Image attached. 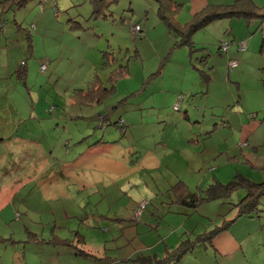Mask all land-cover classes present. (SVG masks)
Here are the masks:
<instances>
[{"label":"rangeland","instance_id":"374dc122","mask_svg":"<svg viewBox=\"0 0 264 264\" xmlns=\"http://www.w3.org/2000/svg\"><path fill=\"white\" fill-rule=\"evenodd\" d=\"M193 1L185 0V4ZM214 1L219 0L210 3L225 5L233 0ZM157 10L156 0H98L96 9L90 0H27L22 7L16 0H0V193L5 196L24 179L19 185L20 195L27 208L41 212V219L51 211L59 219L68 215L60 200L54 201V206L37 204V198L42 200L41 193L44 197L52 193L56 198L70 199V219L62 224L65 228L60 235L73 239L76 247L81 243L74 237L78 232L97 249L92 236L110 226L99 254L114 262L125 251L152 241L158 244L151 249L158 253L154 258L159 260L166 253L164 244L176 246L183 237L210 234L222 226L214 237L222 241L230 236L247 238L243 251L223 263L208 243H199L190 257L193 262L209 259L218 264H264V230L260 231L264 225V195L259 197V211L252 210L251 217L224 223L248 193L246 182L259 183L264 177V159L246 158V152L254 154V143L263 145L258 156H264V52L257 51L260 61L250 57L241 60L239 56L242 67L227 73L226 67L215 62L223 59L220 55H212L206 64L200 59L206 51L191 56L186 47L177 46ZM184 17L185 12L180 19ZM238 20L207 25L208 33L202 34L211 44L206 47L215 51L218 41L229 42L224 39L231 34L225 31H229L231 21ZM254 23L250 36H259L261 42L264 24L254 20L249 24ZM219 24H226L224 32L215 27ZM135 25L140 26L141 36L134 38L130 30ZM21 64L25 65L26 77ZM41 64L46 66L44 71H39ZM210 66L212 79L206 84L202 75ZM93 84L99 88L112 85L113 91L97 101L101 92L95 96ZM179 95L183 100L180 110L175 111L171 103ZM233 108L228 126L223 113ZM251 120L257 121L258 128L245 140L239 128L243 121ZM188 126L195 129V141L185 148L179 136ZM85 128L89 135L96 132L89 140L101 139L91 151H86L89 141H76ZM167 137L178 138L169 145L185 152L203 151L207 144H214L217 150H232V156L222 154L204 163L198 161L190 172H183L185 159L176 155L170 160L177 167L167 170L158 166L151 171L156 160L163 158ZM240 141L248 142L249 148L239 146ZM69 148L72 150L67 155ZM148 154L155 159H148ZM47 167L55 169L50 172ZM76 169L81 171L73 172ZM213 174L223 184L225 195L204 201L200 198L208 184L215 182ZM72 178L84 181L86 186L77 191ZM180 179L187 184V194L196 198V207L188 209L180 202L184 194L173 188ZM117 185L124 196L129 197L130 191L133 197L118 200ZM133 206L132 222L129 214ZM19 208L2 211V217L7 216L3 222L0 218L3 238L10 236L8 225L15 222L16 212L20 218L27 216L25 205ZM97 214L104 216L101 225L97 218H87ZM150 234H154V240ZM8 245L9 250L12 243ZM78 251L74 253L84 257ZM135 259L119 264H141ZM69 262L91 264L78 259Z\"/></svg>","mask_w":264,"mask_h":264},{"label":"crops","instance_id":"0c3cea01","mask_svg":"<svg viewBox=\"0 0 264 264\" xmlns=\"http://www.w3.org/2000/svg\"><path fill=\"white\" fill-rule=\"evenodd\" d=\"M176 1H178L179 3H183V9L181 10L180 15L177 17L181 23L187 22L188 20H190V18L195 13L200 11L206 5L210 4V0H194L191 5H186L185 0H176ZM253 1L258 5L264 4V0H253ZM214 2L223 3L225 1H214ZM184 12H185V17L183 19H180L182 13ZM229 26H230L229 31H225L226 24H219V26H215V27H218V29L223 28L222 31L223 32L225 31V33L230 32L231 36L228 35V37L225 38L224 40H228V39L229 41H231V39L234 41L244 40L246 44V48L242 52H238L236 49V46L233 45L228 49V52L227 54H225V56L219 54L217 52V47H218L219 42H221L222 40L218 41L215 51L212 47L207 48L206 46H210L211 43H209V41H207L204 38L202 33H208V27L206 28L204 27L203 30H199L193 35L194 46L197 49V51H195V54L198 52L203 53L204 51H206L207 54H201V57H200V59L206 62V64L207 62L211 60L212 55H220V57H223V59L218 58L216 59L215 62H219L220 65H222L223 67H226L227 73L232 72L234 69H240L243 65V62L239 60L238 66L235 67L233 70H231L228 67L229 59L233 58L238 61V57L241 56V60L250 57L257 61H260V55L257 54V51H259L261 54H263L264 52V38L260 42L259 36L257 39L255 38L254 35L253 37L250 36V34L254 32L255 30L254 26H256V23L250 26L249 22L238 20V21H231ZM214 29H217V28H214ZM213 40H214V37H213ZM192 67L194 68V66ZM211 69H212V66H210V68L207 71H205V73L202 75V77H204V82L206 84H208V81L212 79V75H210ZM164 72L165 71L162 70L163 74ZM208 88L209 86L205 88L206 91L204 92V94L208 91ZM174 102H176L175 99L171 104L174 105L175 104ZM233 111H234V108L225 109V112L223 113L224 119H227V122L225 123L228 126L231 125V115ZM186 116L187 118L189 117L188 114H186ZM122 117L124 119L126 118L125 115ZM253 119H255V117H253ZM261 122L263 121L261 120ZM247 126H250V127L247 128ZM257 128H258L257 121L255 120L243 121L242 125L239 128V133L242 136L241 138L246 140V136H248V139H249L250 136L254 133L253 130L255 131ZM194 131L195 129L189 126L186 132L180 131L179 139L183 140L185 148L192 147L191 144L193 143V141H195V139L193 138ZM106 133L107 132H104V134ZM206 133H209V132H206ZM95 134L96 132H93L91 135H89L88 128H85L83 129V131L77 134L76 141L79 144H81L84 140L89 141L87 143L88 147L86 148V151H91L92 149L91 146L94 145L97 141L101 140L99 137H94L93 138L94 140H89ZM126 135L127 134H124L122 136H126ZM72 138L73 136H71V139H70L71 141L73 140ZM176 139L178 138H175V137L174 139L173 137L166 138L167 140L166 141V151L163 155V158L161 160H156L157 163L153 164L151 171L156 170L158 166L165 167L167 170H171L172 168L177 167L178 164L170 160L173 156H176V155H180L184 157L185 159L184 166L182 169L183 172H190L192 170L193 165L198 161L204 163V162H207L208 160H214L217 158V156H220L222 154L225 156L227 155L232 156V150L230 149L217 150L214 144L212 145L207 144L203 148V151H196V150L189 149L188 152H185L183 150H180L178 147H170L169 143L171 141H175ZM242 143L243 142L239 143V146L241 147L248 146V142H246L247 145H241ZM254 145L256 146V149L254 148L255 149L254 154L246 152L247 160L251 156H254L257 160H259V158L264 159V156H260V155L258 156L259 149L263 145H259V143H254ZM36 146L40 148L39 144H37ZM209 148H211L210 151H209ZM248 148L249 147H247L246 149ZM71 150L72 148H69L66 150L65 153L67 155H70ZM134 151H136V147L134 148ZM147 157L150 160L155 159L153 155L148 154ZM145 168H146L145 170H147L148 167L145 166ZM54 169L55 168L47 167V171H50V172H52ZM80 171H81L80 169H76L73 172H80ZM213 178L215 180L214 174H213ZM23 181L24 179H21L19 181L20 183L16 184L13 191L11 190H9V192L7 191V194L5 196H4V193H0V205H2L0 207V218H2V222L7 217L5 215L2 217L3 210L6 209V210H9L10 212H12V210H19L20 204H24L25 207L27 208V205L25 203L23 196L20 195V191H21L20 186H22ZM71 181H73V183L76 185L77 191H81V187L86 186V183L84 181H78L75 178H72ZM263 181H264V177L261 178L260 182H263ZM179 182H181L183 187L187 188V184L185 181H183V179H180ZM115 189L117 191L118 200L130 199L132 196L130 191H129V194H130L129 197L124 196V194L118 188V185L115 187ZM187 192H189L188 188H187ZM102 194L103 196L105 195V191L103 187H102ZM8 195H9V200L7 198ZM15 196H16V201H14ZM41 197H42V200L37 198V204L45 203L49 206L50 205L54 206L56 205L54 201L60 200L65 205V207L63 208V212L67 213L68 215H66V217L62 219H59L58 216L54 213V211H51L49 212L48 215H45L41 219L42 217L40 215L41 212L38 209H30L28 207L27 216L25 215L22 218H20V215H18V212H16L14 215V219H13L15 222L8 225V228H10V234H9L10 236L7 238H3L2 236H0V264H70L69 262L70 259H78V261L85 262V263H91V264H119L120 261L122 262L123 260L132 259V258H136L135 260L136 262L138 261V263L145 264V263H142L141 260H138L137 257L139 256L140 257H148V256L157 257L158 253L151 249V246H153L154 241H152L149 245L144 244V245H141V247H137V249L125 251L120 257L116 258L117 260H115V262L110 257H104V255L99 254L101 253L100 250H102L103 248L102 242H104V238L106 234L110 232V228H111L110 226H107V228L105 229H101V232L99 233L100 235L96 234L95 236H92L95 239L94 240L91 239V240L93 241L97 249H94L93 245L88 244L87 240L85 239L86 237L79 235L78 232H77L78 236L75 234L74 237L80 238L81 243L79 245H76L75 247L73 245L74 243L73 239H69V238L64 239L62 237L63 235H60L62 234V232L60 231L61 228H65V226L62 224H65V222L70 219V213H69L70 207L69 206L73 204L71 200L66 197L62 199L56 198L52 193H47L45 197H44V193H41ZM2 202L3 204H1ZM185 207L188 209H191V207H188L186 205ZM133 208H134L132 209L133 213L131 212V214H129L130 217L128 216L129 221H132V222L134 219L133 214L135 212L136 206L135 207L133 206ZM31 214L32 216H30ZM242 216H247V215L244 214ZM92 217L97 218L99 220L100 225L102 224L101 218H104V216L98 215V214L97 216L87 215L88 219ZM106 219H109V218H106ZM111 220H117V219H111ZM139 221H134V223H138ZM118 227L123 229L124 225L119 223ZM263 230H264V225L260 226V231H263ZM220 232L221 231H219V233ZM185 233H191V232H185ZM219 233H217L216 235H218ZM150 235H152L153 237L152 239L154 240V234H150ZM16 236H18V239H15ZM182 239H180V241ZM246 241H247V238L241 239L240 236L238 237L230 236L224 241L220 240V237H213L209 245L212 247L214 253L220 255L222 262L225 263L226 261L228 262L232 261L234 257L238 255L239 252L243 251V247ZM8 243H12V246H10L9 250H8V247H9ZM16 243L22 244L24 246L13 245ZM157 245L158 244L155 243L154 247H156ZM258 245H260V243H258ZM16 246H17V249H15ZM176 246L175 245L168 246L164 244V250L167 252ZM194 248L192 251L187 252L180 259V261L177 262V264L178 263L180 264L182 263H186V264H218L220 263V262H212L209 259H204L200 263L193 262L190 257L194 253ZM75 250L77 251L79 250L78 252H80L84 257H80L77 254H75L74 253ZM146 252L147 254H145L144 256L141 255L142 253H146Z\"/></svg>","mask_w":264,"mask_h":264},{"label":"trees","instance_id":"16d2710c","mask_svg":"<svg viewBox=\"0 0 264 264\" xmlns=\"http://www.w3.org/2000/svg\"><path fill=\"white\" fill-rule=\"evenodd\" d=\"M17 6L22 7L26 3L27 0H16ZM89 1V0H87ZM158 4V16L160 20L164 23V25L167 28V31L170 35L176 38L175 44L177 46H184L187 48L189 54H193L197 49L194 46L193 41V35L197 31L203 29L207 25L224 19H240L244 22H252L258 21L260 25L264 24V4L258 5L253 0H230L232 1L230 4H219V3H210L203 7L200 11L195 13L190 20H188L185 23H181L178 20V16L181 13V10L183 9V3H179L176 0H156ZM219 1H225V0H219ZM91 6H93L94 9H96L98 0H90ZM96 13H98L96 10H94ZM138 27V31L133 30V27L130 30V33L132 37L141 36V28L139 25H135ZM225 43L227 45L226 49H222V44ZM236 46V49L238 52H242L246 48V44L244 40H238L234 41L231 39V41H221L218 44L217 52L221 55H225L228 52V49L231 46ZM243 45L244 49L241 50V46ZM173 49V48H172ZM170 56V52L167 54L166 59ZM230 61H235L236 66H238V61L236 59H229ZM228 62V67H229ZM163 67L165 66L164 62H162ZM22 68H24V77H26V69L25 65L21 64ZM44 65L41 64L40 67ZM234 67V68H235ZM46 68V66H45ZM234 68H230L233 70ZM45 70V69H44ZM163 70V68H162ZM161 70V72H162ZM93 87L95 88V96L101 92V94L98 96L97 101H101L105 99L108 95V93L113 91V86L111 85L109 88L104 87H98V84H93ZM81 90V89H80ZM105 92V93H103ZM183 100L182 95L177 96V100L175 104L173 105L177 107V109H174L175 111L180 110V101ZM74 103L77 104L76 100H73ZM184 116H186V110L184 111ZM104 119V118H103ZM123 122L120 121V125H122ZM246 187L248 193L244 198H242L239 201L238 209L235 212V215H233L228 220L225 219L224 223L228 222H234L238 217L242 215H247L251 217L249 214L252 213V210L259 211L256 207L259 204V197L261 195H264V181L259 183L246 182ZM175 190H178L182 192L184 195L180 198V202L188 207H196L197 200L196 198L192 197L190 194H187L186 187H183L181 182L176 181L175 186H173ZM225 190L223 187V184L219 181H216L209 184V186L203 190V195L200 199L204 201L209 200H215V198L224 196ZM262 211V210H261ZM222 226H217L216 229L213 230L212 233H205L196 235L194 238H190L186 236L183 238L176 247L172 248L171 250L167 251L165 256L161 259H155L154 257H137L138 260H141L142 263L145 264H169V262L174 261L178 262L187 252L192 251L193 248L199 244V243H211V240L213 237L222 229ZM190 238V239H189Z\"/></svg>","mask_w":264,"mask_h":264},{"label":"built area","instance_id":"2783aa9c","mask_svg":"<svg viewBox=\"0 0 264 264\" xmlns=\"http://www.w3.org/2000/svg\"><path fill=\"white\" fill-rule=\"evenodd\" d=\"M133 30L138 31L139 29H138L137 26H134V27H133ZM221 47H222V49H226V48H227V45H226L225 43H223ZM243 49H244V47H243V45H242V46H241V50H243ZM235 66H236V62H235V61H230V62H229V67H230V68H234ZM44 69H45V65H42V66L40 67V71H44ZM174 109H177V107L174 106ZM241 145H246V142H243Z\"/></svg>","mask_w":264,"mask_h":264}]
</instances>
